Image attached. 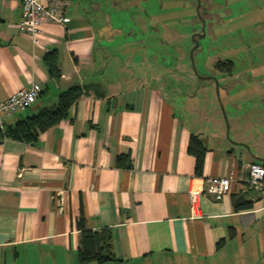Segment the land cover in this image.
<instances>
[{
    "label": "crops",
    "instance_id": "obj_1",
    "mask_svg": "<svg viewBox=\"0 0 264 264\" xmlns=\"http://www.w3.org/2000/svg\"><path fill=\"white\" fill-rule=\"evenodd\" d=\"M100 6L68 0L64 22H42L33 41L17 28L20 0H0V98L41 88L6 128L69 86L82 89L68 116L35 140L0 133V264H264V195L242 185L256 159L241 143L264 156L231 137L216 110L183 103L193 89L170 81L177 74L147 56L144 38L111 39L124 31L105 26ZM51 50L58 76L44 59ZM191 134L205 147L200 175ZM230 173L232 192L219 200L205 192L207 178ZM238 183L250 203L241 209L232 199ZM82 230L106 231L108 250L102 241L93 250L111 258L82 261Z\"/></svg>",
    "mask_w": 264,
    "mask_h": 264
},
{
    "label": "rangeland",
    "instance_id": "obj_2",
    "mask_svg": "<svg viewBox=\"0 0 264 264\" xmlns=\"http://www.w3.org/2000/svg\"><path fill=\"white\" fill-rule=\"evenodd\" d=\"M97 1L105 26L124 31L111 39L144 38L147 56L166 59L177 74L170 81L193 89L183 103L214 109L222 122L226 116L230 136L264 156V0Z\"/></svg>",
    "mask_w": 264,
    "mask_h": 264
},
{
    "label": "built area",
    "instance_id": "obj_3",
    "mask_svg": "<svg viewBox=\"0 0 264 264\" xmlns=\"http://www.w3.org/2000/svg\"><path fill=\"white\" fill-rule=\"evenodd\" d=\"M67 2L68 0H20L22 13L17 25L19 32L36 41L42 22H64V8ZM40 92V86L32 84L29 87L19 88L5 99L0 98V131L2 133L6 130L5 119L26 110L36 101ZM234 181L233 173L227 177L207 178L205 192L219 200L223 195L232 192ZM245 181L248 189L264 195V166L257 161L248 163ZM188 195L194 212L198 201V192L191 188ZM58 206L60 208V201H58Z\"/></svg>",
    "mask_w": 264,
    "mask_h": 264
},
{
    "label": "trees",
    "instance_id": "obj_4",
    "mask_svg": "<svg viewBox=\"0 0 264 264\" xmlns=\"http://www.w3.org/2000/svg\"><path fill=\"white\" fill-rule=\"evenodd\" d=\"M44 59L47 63L49 73L52 76H58L59 70L57 66V52L55 50L47 52ZM228 62L232 64L230 60ZM222 64L223 62H218L215 67L221 70ZM81 94L82 89L79 85L75 84L69 86L58 95L57 102L54 105L43 107L36 113L19 118L17 121H15V123L9 125L4 133L0 131L2 137H9L27 142L35 140L40 131H44L57 124L62 119H65L68 116L71 105L81 96ZM188 151L195 157V171L198 175H200L203 169L205 147L201 139L195 134H191L190 136ZM259 163L264 166V162ZM242 185L246 186L247 184L243 183ZM238 186L239 183L235 193L232 194L235 209L248 207L250 203L244 200V195L240 192ZM82 236V248L80 250V259L82 261H87L93 258L102 261L111 258L109 254H102L100 250H93V245L95 243L99 245V241H102V248L108 250L110 247L111 237L109 234H106V231L103 230L102 232H90L82 230Z\"/></svg>",
    "mask_w": 264,
    "mask_h": 264
},
{
    "label": "water",
    "instance_id": "obj_5",
    "mask_svg": "<svg viewBox=\"0 0 264 264\" xmlns=\"http://www.w3.org/2000/svg\"><path fill=\"white\" fill-rule=\"evenodd\" d=\"M198 78H199V77H198ZM201 78H203V79H204V78H209V76H207V77H201ZM217 86H218V85H217ZM216 91H217V94H218V88H217V87H216ZM224 118H225V120H227V119H226V116H224ZM226 124H227V123H226ZM227 136L229 137V127H228V125H227ZM241 145L245 146L257 161L264 162V158L255 155V154L250 150V148H249L246 144L241 143Z\"/></svg>",
    "mask_w": 264,
    "mask_h": 264
}]
</instances>
